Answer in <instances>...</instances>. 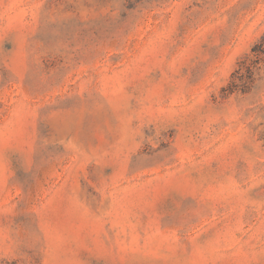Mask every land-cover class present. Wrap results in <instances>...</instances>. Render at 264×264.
<instances>
[{
    "label": "rangeland",
    "instance_id": "1",
    "mask_svg": "<svg viewBox=\"0 0 264 264\" xmlns=\"http://www.w3.org/2000/svg\"><path fill=\"white\" fill-rule=\"evenodd\" d=\"M262 41L264 0H0V264H264Z\"/></svg>",
    "mask_w": 264,
    "mask_h": 264
},
{
    "label": "trees",
    "instance_id": "2",
    "mask_svg": "<svg viewBox=\"0 0 264 264\" xmlns=\"http://www.w3.org/2000/svg\"><path fill=\"white\" fill-rule=\"evenodd\" d=\"M264 42V41H262ZM264 45V43H259L257 45H255V47L253 48V51L256 52L260 46ZM237 90V87H236V84H235V81L231 83L230 87H229V91L232 93L234 91Z\"/></svg>",
    "mask_w": 264,
    "mask_h": 264
}]
</instances>
